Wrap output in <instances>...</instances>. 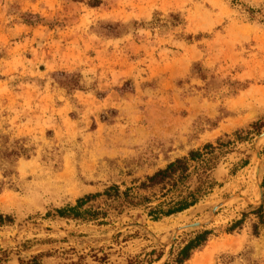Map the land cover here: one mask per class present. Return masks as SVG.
Returning a JSON list of instances; mask_svg holds the SVG:
<instances>
[{"label": "rangeland", "instance_id": "1", "mask_svg": "<svg viewBox=\"0 0 264 264\" xmlns=\"http://www.w3.org/2000/svg\"><path fill=\"white\" fill-rule=\"evenodd\" d=\"M263 197L264 0H0V264H264Z\"/></svg>", "mask_w": 264, "mask_h": 264}, {"label": "trees", "instance_id": "2", "mask_svg": "<svg viewBox=\"0 0 264 264\" xmlns=\"http://www.w3.org/2000/svg\"><path fill=\"white\" fill-rule=\"evenodd\" d=\"M206 148L208 146H205ZM200 156L199 152H190L187 158L177 159L172 163H169L164 169L156 171L151 176L145 178L144 182L140 184V188H152L157 186H165L166 183H172V187L175 186L176 181L181 180L183 175L186 173L188 169V162L194 161L197 157ZM111 188L107 189L103 195H108ZM197 191V190H196ZM197 198L195 193H188V195L184 198H180L178 200L172 201L170 207L163 211L160 208V205L156 208L150 209L148 212L152 219L155 221L158 219V216L168 217L173 214L181 213L188 208L194 206L197 202ZM83 200H78L77 204L73 208H68V210H58V214L60 216H64L66 212L76 211L83 204ZM255 214L258 217V223L264 225V197L260 206L256 209ZM10 218L3 216L0 214V226L9 222ZM237 224V223H235ZM210 233L208 231H203L197 234L194 238L190 239L176 254V256L172 260V264H183L186 262L193 251L200 248L207 240V237ZM169 264V263H164Z\"/></svg>", "mask_w": 264, "mask_h": 264}, {"label": "water", "instance_id": "3", "mask_svg": "<svg viewBox=\"0 0 264 264\" xmlns=\"http://www.w3.org/2000/svg\"><path fill=\"white\" fill-rule=\"evenodd\" d=\"M198 226V224H193V225H190V226H187V227H196Z\"/></svg>", "mask_w": 264, "mask_h": 264}]
</instances>
